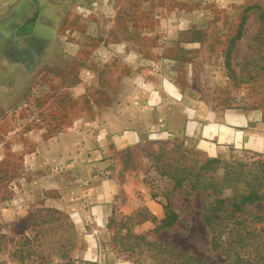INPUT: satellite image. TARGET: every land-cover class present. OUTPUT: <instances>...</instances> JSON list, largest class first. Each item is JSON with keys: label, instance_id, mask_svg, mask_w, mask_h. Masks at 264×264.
Wrapping results in <instances>:
<instances>
[{"label": "rangeland", "instance_id": "374dc122", "mask_svg": "<svg viewBox=\"0 0 264 264\" xmlns=\"http://www.w3.org/2000/svg\"><path fill=\"white\" fill-rule=\"evenodd\" d=\"M117 2L116 31L132 43H140L148 55L157 45L179 46L171 55L196 60L192 73L195 87L199 97L214 108L248 111L264 106V20L259 18L264 0ZM89 15L83 8L69 15L70 40H76L72 30ZM244 17L242 37L226 60L229 42ZM191 39L201 44L195 54L181 48ZM86 56L90 59L91 54ZM87 63L85 67L89 68H81L82 64L74 61L67 73L44 75L42 81L50 83L38 81L27 92L24 107L0 117V264L93 263L82 259L90 230L78 227L70 213L90 171L82 160L73 157L71 147L69 156L63 159L57 145L59 131L73 125L80 109H91L88 97L96 98L101 106L107 97L104 88L111 87L98 85L92 63ZM115 68L118 71L121 64L115 63ZM104 74H108L107 69ZM81 76L89 83L82 96L76 91ZM108 80H113V75ZM158 148L147 143L125 153L126 164L119 174L116 165L110 166L119 185L125 183V189L108 225L110 239L103 246L104 252L110 261L118 257L134 264H169L171 258L161 251L171 245L210 264H222V256L209 249L210 232L201 218L200 197L187 193L186 187L173 191V183L160 170L161 162L153 159ZM181 150L189 152L188 159L207 158L189 145L184 144ZM218 158L251 163L264 160V152L256 156L229 150ZM127 174H135L163 206L168 196L172 210L179 216L172 228L157 229L159 222L141 202L138 182L127 181ZM129 197L133 200L128 201ZM247 212L264 214V202L247 207Z\"/></svg>", "mask_w": 264, "mask_h": 264}, {"label": "crops", "instance_id": "0c3cea01", "mask_svg": "<svg viewBox=\"0 0 264 264\" xmlns=\"http://www.w3.org/2000/svg\"><path fill=\"white\" fill-rule=\"evenodd\" d=\"M117 3L0 0V117L24 107L27 92L38 81L50 83L42 81L44 75L67 73L74 61L81 68H89L85 64L91 62L97 84L111 86L103 90L107 93L103 105L88 97L91 109H80L73 125L60 130L57 137L60 156L66 159L71 147L73 157L90 171L70 213L78 227L90 230L82 259L96 264H134L118 257L110 261L103 247L108 245V225L125 189L110 166L116 165L119 174L126 164L125 153L147 143L167 145L175 140L208 158L221 157L229 150L264 152V106L248 111L214 108L199 97L195 87L196 60L171 55L179 46L157 45L148 55L144 46L116 31ZM79 8L90 15L72 30L73 42L68 19ZM181 48L195 54L201 44L191 39ZM115 63L121 64L118 71ZM111 75L113 80H108ZM88 84L81 76L76 85L79 95ZM131 179L138 182L147 211L160 222L165 217L162 202L135 174H127L126 180Z\"/></svg>", "mask_w": 264, "mask_h": 264}, {"label": "trees", "instance_id": "16d2710c", "mask_svg": "<svg viewBox=\"0 0 264 264\" xmlns=\"http://www.w3.org/2000/svg\"><path fill=\"white\" fill-rule=\"evenodd\" d=\"M259 18L264 20V10ZM246 19L242 18L235 38L229 42L226 60L242 37ZM158 146L153 159L161 162L160 170L173 183V191L186 187L187 193L200 197L201 218L210 232L209 249L222 256V264H264V214L247 212V207L264 202V160L247 163L207 157L201 161L188 159L189 152L181 150L182 140L171 142L170 147ZM164 209L165 217L159 222L158 230L172 228L179 219L168 196ZM161 252L171 258L169 264H210L171 245L163 247Z\"/></svg>", "mask_w": 264, "mask_h": 264}]
</instances>
